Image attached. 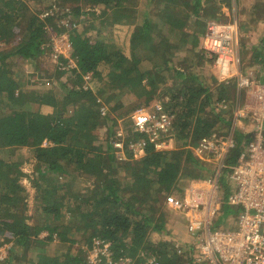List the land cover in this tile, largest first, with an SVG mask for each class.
Masks as SVG:
<instances>
[{
    "label": "trees",
    "instance_id": "16d2710c",
    "mask_svg": "<svg viewBox=\"0 0 264 264\" xmlns=\"http://www.w3.org/2000/svg\"><path fill=\"white\" fill-rule=\"evenodd\" d=\"M74 1L102 5L103 15L107 11L114 12L124 19L130 17L135 12V6L142 2ZM157 1L165 5V11L157 14V18L169 24L170 31L165 37L155 34L157 22L148 18L133 32L125 33L122 42L119 40L121 27L115 30L114 40L98 35L93 37L77 27L72 28L68 37L75 64L70 71L76 79L73 86H61L63 90L60 88L59 92H62L58 95L52 90L25 91L20 80L22 76L13 69L18 58L31 62L43 53L49 40L46 22L54 14H46L42 19L28 12L30 8L26 0H0V151L16 146L32 147L35 161L38 165L45 164L51 173L61 174L73 168L77 173H87L96 179L91 189L79 191L73 196L58 197V185L50 182V177L38 176L32 182L36 205L43 217L39 223L30 224L26 214L27 200L20 182L21 161L4 159L0 155V237L5 241H14L23 250L31 249L36 259L28 257V264H86L82 250L73 254L68 247L63 251L51 248L54 236L73 244L83 238L89 246L93 238L108 240L114 257L127 254L135 259V264L140 263L141 253L154 254L161 264H182L172 245L168 242L150 244L148 236L151 232H165L166 213L156 208L159 207L156 205L159 195L166 194L182 180L209 173L210 168L187 147L186 139L191 136L188 142L193 144L203 136L215 133L212 129L217 119L194 116L196 102L207 88L197 84L195 77L189 79V85H184L180 82L183 71L168 61L170 53L177 50L174 48H179L175 41H181L179 46L188 41L197 46V35L182 31L184 20L173 11L179 0ZM197 5L194 2V12ZM80 10L81 7L76 6L75 11ZM20 32L22 37L16 40L15 35ZM6 45L9 47L6 48ZM158 56L162 59L161 63L154 60ZM62 61L68 60L62 58ZM60 69L62 73L67 71L63 67ZM170 69L179 84L175 89L178 93L171 92L170 105L166 109L172 115L170 132L176 133L175 146L157 149L155 143L148 140L150 137L147 134L132 129L135 138L142 137L147 146L142 157L131 156L123 165L120 163L126 178L125 184L119 186L121 182L115 176L117 168L111 166L114 155L109 152L103 155L99 152L100 147L93 144L103 105L97 96L103 87L106 88L108 91L102 95L113 105L107 106L108 113L115 111L116 116L125 115L129 112L124 109L129 95H137L144 106L147 105ZM87 77V82L91 83L88 87L85 86ZM114 85L118 90L112 94L109 89H114ZM219 86L224 90L225 85ZM25 98L30 100L28 110L17 105ZM126 118L130 120L128 115ZM114 120L117 122V119ZM111 134L115 137V131ZM129 136L127 134L126 138ZM241 141L236 131V146L228 155L227 163L236 161ZM111 143H106L107 151L111 149ZM213 171L211 168L210 173ZM226 173L224 171L222 177H226ZM179 192L184 195L181 189ZM65 205L68 206L66 213H71L70 217L62 211ZM42 231L48 234L42 237ZM72 235L76 237L72 238ZM0 264L7 263L0 261Z\"/></svg>",
    "mask_w": 264,
    "mask_h": 264
},
{
    "label": "rangeland",
    "instance_id": "374dc122",
    "mask_svg": "<svg viewBox=\"0 0 264 264\" xmlns=\"http://www.w3.org/2000/svg\"><path fill=\"white\" fill-rule=\"evenodd\" d=\"M28 3V6L30 10L28 9V12H31L33 14H37L40 18H45L46 14L47 16H50L51 14L53 18L51 20H48L46 23V28L49 36V40L45 43V50L43 53H41L38 58H36L34 61H25V60H17L16 63L13 66V69L15 72L20 73L22 76L21 83H22V89H25V91H46V90H52L54 92H58V95L61 94L62 91L59 92L61 86L63 85H70L73 86L75 83V79L72 72L70 71V68L74 66L75 60L71 55V43L70 39L68 37V32L72 30V28L77 27L79 31H82L90 36H104L105 38H112L115 34V30L119 28V26L123 27L124 30L120 29L119 33L121 37L119 38L120 42H122L121 38L125 35V28L127 30L130 29L131 32L135 30L136 28L140 27L142 23L144 22L143 17V11L148 10L156 11V14L160 12L159 10H162V5L157 0H142V2L139 3V5L135 6L136 11L133 12V14L124 19L120 16L116 15L114 12H108L107 14L103 15L104 8L103 6H92L89 4H81L80 2L74 1V0H26ZM212 1V0H211ZM220 2L226 3L228 1L221 0ZM229 3V2H228ZM237 3L233 6V8L229 7V15L223 14L221 10H219L216 14H213V10L216 9L213 7H207L206 10H212L210 11L211 16H205L204 19H201V27L204 28L206 23H208L211 20H217L221 22H226L228 19L232 17L240 18L241 26L243 28V31L241 30V37L246 38L248 36L253 37L252 30L253 28V19L255 17L254 10H248L245 8L244 3L241 5V2L237 1ZM163 4V3H162ZM27 6V7H28ZM76 6H80L81 10L80 12L75 11ZM91 6V7H90ZM140 6V10H138V7ZM219 6V5H218ZM216 6V7H218ZM238 7L241 12V15L238 17ZM65 12V13H63ZM50 14V15H48ZM202 18V17H201ZM157 26L155 29V34L165 36V27L162 24L160 20H157ZM247 30V31H246ZM24 31V30H23ZM22 31V32H23ZM22 32L17 33L15 35V39L18 40L22 37ZM51 38V39H50ZM14 39V40H15ZM115 39V36H114ZM113 39V40H114ZM51 40V41H50ZM127 40V38H125ZM124 40V41H125ZM119 42V41H118ZM243 45V48L246 50H252L249 46H245V43L240 41V47L238 49H241ZM0 47L2 45L0 44ZM9 45H6V48H8ZM177 50H173L174 57L172 58L173 61H176V68H180L183 66L184 68L188 70H193L194 72H199V75L205 78V86H207L209 89V96L202 95L198 98L196 102V114L194 116L198 117L201 116V119L204 117H213V114L211 112V106L213 103L220 100L221 96H225L226 93H231L230 89L233 88L232 83L229 82V84H226L225 82L220 83L217 79H214V76L216 75L214 72V68H216L214 65L213 60L204 53L201 49L200 51H195L194 54L189 51L187 48H174ZM252 54V53H251ZM261 54V52H260ZM253 57L245 64V68H250L251 71L255 75H258V69L252 64V60L255 58V62L258 59L255 53L252 54ZM62 58H67V62H63ZM157 62L161 63V60L158 57L154 58ZM254 62V63H255ZM66 63V64H65ZM64 64V65H63ZM261 64V63H260ZM63 65V66H62ZM253 65V67L251 66ZM66 69L64 73H62V67ZM214 66V68H213ZM182 67V68H183ZM193 68V69H192ZM217 70V68H216ZM187 71V70H186ZM254 75V76H255ZM165 81L162 84H159L156 90V93L153 94V99L150 98V101H148L144 106V103L142 102V99H139L137 95H129L128 99L125 102V110H128L129 112L124 113L125 115L122 116H116V112L114 111L113 114L108 113L107 106H113L108 103L105 95H102L103 92H107L108 90L104 87L102 88L101 94L97 96L98 100L100 99L103 105L101 106V118L99 120V124L97 128L94 131L95 140L93 141V144H97L98 147H100L99 152L103 155H106V153H110L114 155L112 162V168L116 169L115 176L117 177L118 182H121L119 186L125 184V178L126 175L123 172V164L125 160L132 155L133 151L130 150V147L132 144L136 143L138 140H141L140 138H135L136 136L133 135L132 131V122L126 118V116L130 114L133 110L142 107H154L156 105H161L164 109L168 108L169 101L171 99V92L174 94H177L178 91L175 90L178 88L179 84L177 83V80L175 76L172 74L171 69L164 74ZM88 77L85 81V86L88 87L91 85V83L87 82ZM199 82L201 80L198 79ZM219 85H225L224 90H222V87ZM114 89H109L110 93H114L118 90L116 88V85H114ZM111 87V85H110ZM151 87H148L150 89ZM62 89V88H61ZM104 89V90H103ZM229 89V90H228ZM63 90V89H62ZM137 92L139 89H136ZM232 90V89H231ZM221 92L223 94H221ZM107 95L109 93H106ZM181 96V95H180ZM207 98V99H206ZM21 101V100H20ZM29 99L25 98L21 102H19L17 105L21 109H29L30 103ZM105 101V102H104ZM142 102V103H141ZM203 104V106L201 105ZM32 106V105H31ZM214 106V105H213ZM212 106V108H213ZM216 106V104H215ZM99 107V106H98ZM34 108V106H32ZM203 108V110H202ZM216 108V107H215ZM202 110V111H201ZM107 113L108 115H103ZM103 115V116H102ZM124 118V119H121ZM108 118V119H106ZM113 118V119H111ZM111 119V120H110ZM117 119V122L116 120ZM110 120V121H109ZM120 121V122H119ZM224 124H216L213 126L212 130L221 131L225 126H222ZM243 128H245L243 126ZM251 126L247 127V129L250 130ZM238 129H242L241 126H238ZM170 129H166L165 132L157 133L156 138L159 142H162L160 144V147L157 149H171L174 148L176 143V133L175 131L170 132ZM115 131V137L117 134H122L123 136V143L121 145L120 149H116L113 145V142L115 141V137L112 132ZM131 133V134H130ZM130 135L129 138H126V136ZM110 137V138H108ZM182 138V137H180ZM189 138L187 140V147L194 145L195 143H189ZM156 139V140H157ZM112 142V147L109 151H107L106 143ZM157 142V143H159ZM33 149L32 147L28 146H16V147H9V148H3L0 151V155L4 157V159H10L15 161H21L20 163V170L22 171V175L20 177V182L23 185L24 188V194L27 200V221L30 224L39 223L42 219V215L38 210V207L36 205L35 200V187L33 185L34 179L38 178V176L43 177H50V182H53L58 185L57 189V195L58 197L61 196H73L76 193H79V191H85L88 189H91L94 187L96 183V179L93 176H90L87 173H77L73 168H70L66 170L64 173L57 174V173H51L48 171V168L45 164H39L35 161L33 157ZM198 158V157H197ZM201 159V158H198ZM208 166V168L213 169L215 166L210 162L202 161ZM122 165H121V164ZM120 164V166L118 165ZM43 166V167H42ZM39 168V169H38ZM206 173L205 176H200L197 178H191L189 180H182L169 192L163 195H159V201L156 205L159 207H156L158 211L163 210L165 214V232L164 233H158V232H151L149 234V242L150 244H156L159 242H168V240L171 241L173 239L172 237H178V236H184L183 232V224L179 220V212L176 210V202L178 199L182 198V194L179 192L183 191V194L190 185V183L195 181H201L205 180L207 181L212 174ZM229 170H225V173ZM44 172V173H42ZM39 173V174H38ZM55 177V178H54ZM196 183V182H195ZM220 185L223 186L224 189V195L228 192V187L225 185V177L221 176V180L219 182ZM65 208H68L67 205L63 208V213L67 217H70L71 213L67 214ZM142 210V209H141ZM178 221V222H176ZM180 222V223H179ZM167 233V234H165ZM48 233L47 231H42L40 236L44 237ZM72 238L76 236H71ZM184 238V237H183ZM97 238L92 239V245L89 246L85 239H81V241L77 243H68L67 241H61L59 238L54 236L53 241L50 243L52 244L51 248H61L63 251L64 248H69V251L71 253H77L79 250L83 251V257L86 261V258L89 254L94 255V249H98L96 245H93V241ZM168 239V240H166ZM171 245V243H169ZM49 245H47V248ZM24 249V248H23ZM19 245L14 244V241L3 240L2 237H0V261H5L7 264H28V257L34 260L35 254L31 249L23 250ZM93 249V250H92ZM172 251V250H171ZM126 256H129L126 254ZM131 257V256H130ZM141 261L139 264H145L144 261L150 257H155L154 254H144L141 253ZM136 258V257H135ZM36 259V258H35ZM159 260L158 258H156ZM187 257L186 256H180V261H182V264L186 263ZM135 261V259H134ZM160 261V260H159Z\"/></svg>",
    "mask_w": 264,
    "mask_h": 264
},
{
    "label": "built area",
    "instance_id": "2783aa9c",
    "mask_svg": "<svg viewBox=\"0 0 264 264\" xmlns=\"http://www.w3.org/2000/svg\"><path fill=\"white\" fill-rule=\"evenodd\" d=\"M237 38L236 17L226 22L211 20L206 25L203 48L217 68L218 81L232 83L238 100L240 96L250 100L243 106L234 102L233 127L225 135L211 133L189 146L201 161H212L215 167L207 181L190 183L176 202L184 238L172 237L168 241L177 254L187 257L188 264H264V71L260 80L242 70ZM217 106L227 108L226 99L217 102ZM128 117L133 130L147 134L156 148L162 143L156 138L157 133L170 129L172 124V115L161 105L139 107ZM241 120H248L251 128L236 161L229 164L226 159L236 146L234 127ZM115 138L113 145L120 149L123 136L117 134ZM146 146L143 139L132 144V157H142ZM227 169L228 192L224 195L219 182ZM93 245L98 249H92L94 255L87 256L86 264H135L130 256L114 257L108 240L97 238ZM144 263L161 261L150 257Z\"/></svg>",
    "mask_w": 264,
    "mask_h": 264
},
{
    "label": "crops",
    "instance_id": "0c3cea01",
    "mask_svg": "<svg viewBox=\"0 0 264 264\" xmlns=\"http://www.w3.org/2000/svg\"><path fill=\"white\" fill-rule=\"evenodd\" d=\"M221 0H179L178 1V5L173 9L174 12H177L180 16V18L182 20H184L183 22V27H182V31L186 32L188 34H195L198 37V45L197 46H193L191 44V41L186 42V44L184 43L183 46H179L181 44V41H175L176 43H178V47L180 48H187L189 49V51L191 53L194 54L195 51H200L201 49L203 51V37H204V32H205V28L201 27V19H204L205 16H211L210 11L212 10H206L207 7H213L216 8L213 10V14H216L219 10H221L223 12V14L229 15V7L233 8L234 5L239 4L237 3V1L241 2V5L244 3L245 8H247L248 10H254V14L255 17L253 19V28H251L250 30H252V32H256L253 33V37L252 36H248L246 38H242L241 37V30L243 31V28L241 26V22H240V18H237V22H238V38H237V42H236V46L240 47V41L245 43V46H249L250 48H252V50H246L243 48V45L241 47V49L237 48V52L241 58L242 61V70L244 72H249L251 74H253L256 71H251L250 68L248 69L247 67L245 68V65L252 57H253V53L256 54V56L258 57V59L256 60L257 62H255V58L252 60V64L258 69V75H255L257 78H259L260 80L263 78V71H264V0H226L228 1L227 4L220 2ZM225 1V0H224ZM194 2H196L198 5L195 8L196 12L193 11V4ZM161 5L162 10H159L160 12L158 13H163L165 11V5L164 3ZM219 5V6H218ZM218 6V7H216ZM138 10H140V6L138 7ZM136 11V9H135ZM141 11V10H140ZM238 17L241 15V12L239 10L238 7ZM165 14V13H164ZM192 14V15H191ZM196 14V15H195ZM143 17L144 19L148 18L151 20H155L157 22V20H160V18H157V14L156 11H151V10H147L143 11ZM202 17V18H201ZM233 18V17H232ZM232 18L228 19L227 21H230ZM162 22V24L165 27V35H167V33L170 31L169 30V24L165 23L164 21L160 20ZM217 21V20H215ZM158 23V22H157ZM207 24V23H206ZM121 27V26H119ZM122 30H124L123 27H121ZM131 33L130 29L127 30L125 28V32ZM247 31V30H246ZM169 34V33H168ZM165 37V36H164ZM176 39V38H175ZM128 41V38H127ZM261 52V54H260ZM206 53V52H204ZM252 53V54H251ZM174 57V52H171L170 55L168 56V61L172 62V64L175 66L176 65V61H173L172 58ZM18 60H25L28 61L26 59L18 58ZM255 62V63H254ZM261 63V64H260ZM245 65V66H244ZM253 65H251L253 67ZM183 66L180 67V69L183 71V77L180 79V82H184V85H189L191 82L189 81V79L191 77H195V81L197 82V84L201 85V87H205L207 88V91L205 93H202V95L207 96V94H209V88L207 86H205V78H203L202 76L199 75V72H194L193 70H188L186 68H182ZM179 68V67H178ZM214 68V66H213ZM254 68V67H253ZM193 69V68H192ZM187 70V71H186ZM214 72H215V76L214 79H217V70L216 68H214ZM253 72V73H252ZM187 75H190V77L188 78ZM201 80V82L198 81ZM204 79V80H203ZM218 80V79H217ZM233 86V85H232ZM232 89V90H231ZM230 91L231 93H226L225 96L220 97V100L222 99H226L227 101V108H219L217 106V102H215V104L213 103V108L211 106V112L213 114V117L217 119V122H215L213 124V126H215L216 124H224L222 126H225V128H223L221 131H216V133L218 134H223L225 135L230 129H232L233 125H232V120L234 117V102H238V105L243 106V104H247L250 100V98L244 97V96H240L239 100L237 99V93L234 91V86L233 88H231ZM229 90V89H228ZM222 98V99H221ZM201 105L203 106V104L201 103ZM216 107V108H215ZM203 110V108H202ZM201 110V111H202ZM131 113V112H130ZM238 126H241L242 129H238ZM243 126L245 128H243ZM249 123L248 120H241L237 126L234 127L235 132H239V135L242 139V141L240 142L241 144L244 141V137L246 135V132L249 130L247 129V127H249ZM235 134V133H234ZM178 222V221H176ZM180 223V222H179ZM183 226V225H182ZM184 229V226L183 228ZM184 232V230H183ZM167 234V233H165ZM168 240V239H166Z\"/></svg>",
    "mask_w": 264,
    "mask_h": 264
}]
</instances>
